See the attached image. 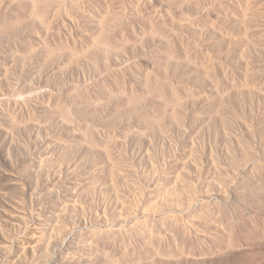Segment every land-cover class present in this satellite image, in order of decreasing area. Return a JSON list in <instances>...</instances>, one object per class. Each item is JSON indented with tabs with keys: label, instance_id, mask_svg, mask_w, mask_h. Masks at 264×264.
Wrapping results in <instances>:
<instances>
[{
	"label": "rangeland",
	"instance_id": "obj_1",
	"mask_svg": "<svg viewBox=\"0 0 264 264\" xmlns=\"http://www.w3.org/2000/svg\"><path fill=\"white\" fill-rule=\"evenodd\" d=\"M0 264H264V0H0Z\"/></svg>",
	"mask_w": 264,
	"mask_h": 264
}]
</instances>
